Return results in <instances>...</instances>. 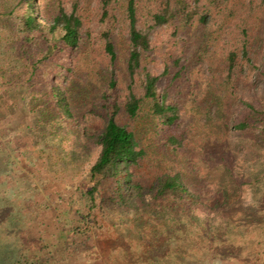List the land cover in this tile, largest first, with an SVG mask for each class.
<instances>
[{
  "label": "trees",
  "instance_id": "16d2710c",
  "mask_svg": "<svg viewBox=\"0 0 264 264\" xmlns=\"http://www.w3.org/2000/svg\"><path fill=\"white\" fill-rule=\"evenodd\" d=\"M96 1L100 29L94 37L87 0H0V55L7 56L0 67V101L6 98L0 103V127L9 126L7 146L0 153L14 167L9 175L20 173L10 155H19L27 138L43 143L40 159L49 150L66 151L64 145L71 150L72 163L79 149L94 153L85 180L58 196L74 222L60 223L53 242L44 232L27 244L21 242L25 256H15L13 264L72 261L89 248L90 229L102 228L114 213L130 215L138 228L139 239L128 238L126 244L133 263L193 264L192 247L223 264L243 263L237 253L247 245L248 261L264 255L256 250L264 218L253 206L242 204L238 182L229 190L220 178L216 184L215 178H208L213 172L232 176L236 160L227 144L231 129L258 132L264 147V101L252 98L233 114L239 88L256 60L264 0L257 17L252 10L245 12L243 0H236L230 17L238 18L242 33L231 31V46L219 65L211 50L218 23L210 6L220 11L230 0ZM159 27L169 32L171 49L184 46L179 54L167 56L161 74L148 69L155 52L150 30ZM121 38L127 50L125 67L118 70ZM98 44L112 67L110 75H103L98 60L91 58ZM204 62L211 87L210 100L202 103L194 88ZM260 76L264 78V66ZM121 82L127 93L115 97ZM81 106L88 110L81 112ZM187 108L205 117H193L181 126ZM88 115H95L99 124L93 125ZM149 130L154 132L152 143L147 142ZM17 133L20 138L11 141ZM39 134L44 140H38ZM57 134L63 139L53 147L50 136ZM22 173L24 180H32ZM3 197L0 193V202ZM259 207L262 210L264 203ZM6 232L0 230V235ZM135 240L140 243L138 253Z\"/></svg>",
  "mask_w": 264,
  "mask_h": 264
},
{
  "label": "rangeland",
  "instance_id": "374dc122",
  "mask_svg": "<svg viewBox=\"0 0 264 264\" xmlns=\"http://www.w3.org/2000/svg\"><path fill=\"white\" fill-rule=\"evenodd\" d=\"M243 2L245 4L243 9L246 8L244 9L246 13H250L252 10L253 16L260 15L262 11L261 0H243ZM87 3L90 8L89 11L92 14L89 29L94 33V37H96V32L100 29L99 19L95 16L97 1L87 0ZM236 6V0H230L227 5H223L220 11L214 6H210L211 13L213 14L212 16L218 23L216 33L219 37L215 36L216 38L211 46L212 55H214V60L218 65L220 60H223L222 56L231 46V31H238V35L242 33V28L239 29L237 26L238 18L230 17V11H233ZM68 8H70V5H68ZM257 21L258 20H256V22ZM260 26L261 37L256 45L254 53L257 55L256 60L250 68V71L247 70L248 73L244 79L243 87L239 88L238 98L233 106V114L238 113V109L245 104V102H250L252 98L264 101V78L260 76L264 66V24H260L259 27ZM253 33H255V31ZM150 35L154 43L155 52H153L149 59L148 69L161 74L164 69V62L168 58L167 56L170 53L179 54L184 46L180 44L175 49H171L169 32L165 28L159 27L152 29L150 30ZM233 43L236 44V41L233 40ZM186 49L187 52L190 53L188 48ZM117 50L120 54L117 69L120 70V68L125 67V53L127 50V44L123 38L117 40ZM213 51L216 53L213 54ZM187 56L188 54L184 55L185 59ZM6 57L7 56L4 54L0 55V67L3 66ZM91 58L98 60L99 70L103 75L111 74L112 67L109 64V60L103 56L100 44L96 45ZM200 73V77L194 88V93L203 103L210 100L208 91L211 87V83L209 82L210 74L207 62H204ZM163 85L164 79L160 84L161 91ZM95 91L99 92L97 89ZM126 93L127 85L123 82L117 88V91H114L113 96L122 98ZM5 99L0 101V103L2 104ZM8 100L10 99L8 98ZM81 109V112L84 113L88 110V107L81 106ZM87 117L88 119H93V125L99 124V119H97L95 115H88ZM193 117L198 121V118H204L205 115L198 114L192 111L191 108H187L181 115L179 121L180 125H188V122ZM142 124L143 121L141 126H143ZM6 127L8 128L9 126L1 125L0 127V151L3 147L7 146V140H5V138H7L6 135L9 134V129ZM153 133L152 130H149L148 143H152L155 139ZM257 133H248L231 129L228 133L227 144L230 153L233 154L236 160L232 176L227 174L223 175L218 171L220 174L213 172L212 177L209 176L208 178H215L214 184H216L220 178V180H223L222 184L227 186L229 190H234L237 185L236 182H238L240 185V193H242L240 197L242 204L244 206H253L256 213L264 218V208L262 207V210H258L260 204L262 203L263 205L264 203V147L260 144ZM62 136V134L51 135V146L54 147L60 144L59 141L61 142L63 139ZM11 138V141L15 142L20 138V134H12ZM38 140L42 141L44 138L39 134ZM32 141L31 138H27L23 145L24 147L18 150L20 154L14 156L12 153V155H10L11 162H13L16 169L20 172L16 176L9 175L12 171L11 169L14 167L9 162L7 163L6 155L0 153V159L2 158L0 167V183H2V185L0 186V193H2V196H5L2 202H0V227H3L0 230L1 232L4 230L9 231L6 232L7 234L0 235V257L2 256L4 258L3 260L0 259V264H13L15 256L19 254H22V257L25 256V252L21 253V242L27 244L29 241H32L39 232H44V236H46L47 240L53 242L59 233L58 228L60 226L58 225L62 224L61 226H63L71 221L74 222L73 217H71L69 213H65L63 207L60 206L61 203L59 202L58 196L68 194L67 192L73 190L77 184H81L85 180L87 164L92 160L94 154L93 151L79 149L76 151V161L72 163L69 153L71 150L68 146L64 145L66 151L49 150L48 155L40 159L38 157V151L43 143L41 145H36L35 142ZM22 172L27 175L29 174L32 180H24ZM4 192L7 194L5 193L6 195H3ZM11 195H13V197H11L12 200L14 199L18 202L7 205L12 201L9 199ZM3 200H5L7 204H4ZM120 218H123V222L121 224L117 222L115 228L112 227L115 220H119ZM131 218L130 215L114 213L110 216L109 222H106L102 228L95 230L96 228L92 227L90 229L91 241L90 244H88L89 248L85 247L82 251L80 250L81 252L78 253L72 261L66 264H148L147 262L133 263L129 259L130 247L126 246L128 238H130L129 241H132L133 238L139 239L136 235L138 228L134 220H132L133 218ZM41 222H43L45 226H41ZM262 226H264V221ZM260 239L262 241L256 244V250L257 252H264V231ZM129 243L131 245V242ZM134 243H132V245H134L136 253H138V251H140V243L137 240H135ZM48 251L49 250H46L44 253ZM240 251L241 253L239 252L237 255L240 254L238 257L241 256L240 258L244 260L241 264H264V255L260 254L251 261L247 260L248 252L250 251L248 245L243 247ZM31 252L32 251H30V253ZM189 252L194 256L192 259L193 264H223L218 258L214 259V257L217 256L209 253V255L206 254L205 256L203 250L201 253L197 247L196 249L192 247ZM45 259L48 258L46 257ZM89 260H91V262H89Z\"/></svg>",
  "mask_w": 264,
  "mask_h": 264
}]
</instances>
